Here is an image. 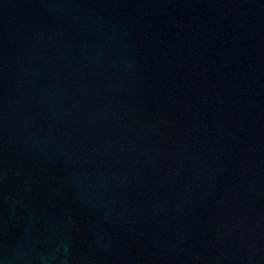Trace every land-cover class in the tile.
<instances>
[{"label":"water","instance_id":"water-1","mask_svg":"<svg viewBox=\"0 0 264 264\" xmlns=\"http://www.w3.org/2000/svg\"><path fill=\"white\" fill-rule=\"evenodd\" d=\"M0 264H264V0H0Z\"/></svg>","mask_w":264,"mask_h":264}]
</instances>
